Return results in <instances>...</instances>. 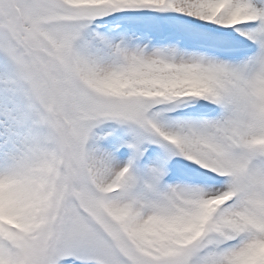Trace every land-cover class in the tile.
<instances>
[{
	"label": "snow or ice",
	"instance_id": "1",
	"mask_svg": "<svg viewBox=\"0 0 264 264\" xmlns=\"http://www.w3.org/2000/svg\"><path fill=\"white\" fill-rule=\"evenodd\" d=\"M0 264H264V0H0Z\"/></svg>",
	"mask_w": 264,
	"mask_h": 264
}]
</instances>
